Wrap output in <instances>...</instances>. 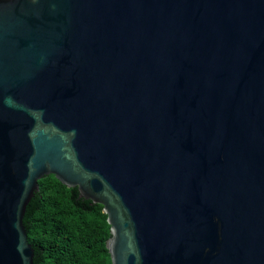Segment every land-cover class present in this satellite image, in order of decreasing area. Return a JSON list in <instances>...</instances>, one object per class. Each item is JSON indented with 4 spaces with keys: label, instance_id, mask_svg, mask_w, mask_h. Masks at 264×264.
I'll list each match as a JSON object with an SVG mask.
<instances>
[{
    "label": "water",
    "instance_id": "95a60500",
    "mask_svg": "<svg viewBox=\"0 0 264 264\" xmlns=\"http://www.w3.org/2000/svg\"><path fill=\"white\" fill-rule=\"evenodd\" d=\"M46 175L111 264H264V0H0V264Z\"/></svg>",
    "mask_w": 264,
    "mask_h": 264
},
{
    "label": "trees",
    "instance_id": "16d2710c",
    "mask_svg": "<svg viewBox=\"0 0 264 264\" xmlns=\"http://www.w3.org/2000/svg\"><path fill=\"white\" fill-rule=\"evenodd\" d=\"M22 224L33 249L32 264H111L102 206L79 197L76 188L53 175L38 180Z\"/></svg>",
    "mask_w": 264,
    "mask_h": 264
}]
</instances>
